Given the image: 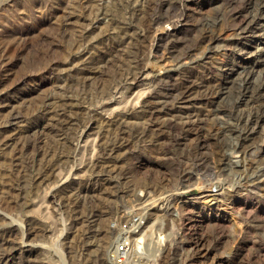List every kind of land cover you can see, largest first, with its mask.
I'll return each mask as SVG.
<instances>
[{
    "label": "rangeland",
    "instance_id": "obj_1",
    "mask_svg": "<svg viewBox=\"0 0 264 264\" xmlns=\"http://www.w3.org/2000/svg\"><path fill=\"white\" fill-rule=\"evenodd\" d=\"M263 56L264 0H0V264H111L141 192L130 264H264Z\"/></svg>",
    "mask_w": 264,
    "mask_h": 264
},
{
    "label": "built area",
    "instance_id": "obj_2",
    "mask_svg": "<svg viewBox=\"0 0 264 264\" xmlns=\"http://www.w3.org/2000/svg\"><path fill=\"white\" fill-rule=\"evenodd\" d=\"M147 193L141 192L125 201L122 212L111 222L115 239L109 249L111 264H130L136 253L144 250V229L147 224ZM143 204V205H142Z\"/></svg>",
    "mask_w": 264,
    "mask_h": 264
},
{
    "label": "bare ground",
    "instance_id": "obj_3",
    "mask_svg": "<svg viewBox=\"0 0 264 264\" xmlns=\"http://www.w3.org/2000/svg\"><path fill=\"white\" fill-rule=\"evenodd\" d=\"M264 57V56H263ZM261 59V58H260ZM264 60V59H263ZM261 61V60H260ZM264 63V62H263ZM262 66H264V65H262ZM248 71V70H247ZM247 73V72H246ZM245 73V74H246ZM243 75V74H242ZM252 77V76H251ZM251 77H250V72L248 73V74H246L245 75V77L244 78H242L240 81H239V83L235 86V88L237 87L240 91H244L246 94H249L248 95V98H246L245 99V101H249V100H251V98L253 97V95H262L263 94V90H264V83H261V84H256V83H254L253 81L255 80L254 78V80L252 81V79H251ZM225 87V86H224ZM226 89H227V99H232V98H234L235 97V100H236V102H243L242 100H243V97H240L239 95H237V96H234L233 95V92H232V89H230L231 88V86H226L225 87ZM187 97H184V96H181V97H179L178 99H177V101L179 102V103H183L184 101H185V99H186ZM225 101V100H224ZM181 108L183 107V106H180ZM185 110V109H184ZM149 113L151 114V115H154V113H155V111L154 110H151V111H149ZM220 113H224V114H226L225 113V111H222V110H220V108L218 109V110H216V114H217V119H218V121L219 122H221V123H225V122H227V119L224 117V116H218ZM187 118V117H186ZM186 118H185V120H186ZM257 119H259V116L258 117H254V118H252L251 119V121H253V120H257ZM184 120V119H183ZM193 121V120H192ZM249 122H250V120H249ZM185 123V122H184ZM252 123V122H251ZM249 124V123H248ZM250 125V124H249ZM250 127V126H249ZM249 127H246V130H245V135H244V137H248L249 135H250V133H251V131L252 130H250V128ZM226 135V133L224 132V133H222V134H220V135H217V137L218 138H222V137H226L225 136ZM250 137V136H249ZM248 145V144H247ZM234 151V150H233ZM244 151V150H243ZM236 153V152H235ZM236 159V158H235ZM228 161H229V158L227 159ZM231 162V161H230ZM206 178V177H205ZM183 186L181 187V188H178V190H176L175 192H173L172 194H170V202H168V204L170 203V204H172V202H173V204H172V206L170 207V205H168L169 206V208H168V210L167 211H171L172 210V208L175 206L176 207V205H177V207H178V204L180 205H184V203H186V201H189V198H192V199H194V198H200V196L199 197H192V195H191V193H190V190H189V188H188V190L187 189H183L184 187H185V184H182ZM198 186V185H197ZM200 186V185H199ZM191 189V188H190ZM193 189H195V187L193 188ZM195 191V190H194ZM204 192V191H203ZM195 195V194H194ZM197 196V195H196ZM204 196V195H203ZM202 197V196H201ZM229 199V198H228ZM196 200V199H195ZM199 200V199H198ZM175 202H176V204H175ZM178 203V204H177ZM175 204V205H174ZM181 206V207H182ZM181 207H179V208H181ZM183 208V207H182ZM174 210H176V209H174ZM179 213V212H178ZM160 239V240H159ZM158 239V242L160 243L161 242V239H162V236H160V238Z\"/></svg>",
    "mask_w": 264,
    "mask_h": 264
}]
</instances>
